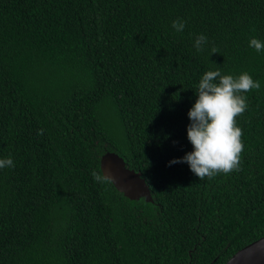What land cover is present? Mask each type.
<instances>
[{
	"label": "trees",
	"instance_id": "1",
	"mask_svg": "<svg viewBox=\"0 0 264 264\" xmlns=\"http://www.w3.org/2000/svg\"><path fill=\"white\" fill-rule=\"evenodd\" d=\"M252 38L264 42V0H0V159L15 164L0 169V264H224L264 236ZM217 68L261 87L236 118L240 170L200 181L169 162L193 150L188 112ZM106 151L152 201L94 181Z\"/></svg>",
	"mask_w": 264,
	"mask_h": 264
},
{
	"label": "clouds",
	"instance_id": "2",
	"mask_svg": "<svg viewBox=\"0 0 264 264\" xmlns=\"http://www.w3.org/2000/svg\"><path fill=\"white\" fill-rule=\"evenodd\" d=\"M185 26L186 22L180 18L172 22V28L178 33L183 32ZM208 43V38L200 34L193 46L197 52H201ZM249 47L259 53L264 51V42L252 38ZM211 51L213 54L218 53L215 47ZM260 87L259 81L247 72L235 77L222 74L219 68L205 72L196 91L198 98L188 112L191 122L187 127V138L193 150L169 163H187L200 181L239 171L244 144L243 131L237 126L236 118L243 115L249 106L244 93L259 90ZM43 131L41 129L38 134L43 135ZM14 167L10 156L0 159V169ZM91 176L100 184L110 182L109 176L95 170Z\"/></svg>",
	"mask_w": 264,
	"mask_h": 264
},
{
	"label": "water",
	"instance_id": "3",
	"mask_svg": "<svg viewBox=\"0 0 264 264\" xmlns=\"http://www.w3.org/2000/svg\"><path fill=\"white\" fill-rule=\"evenodd\" d=\"M102 175L110 177L117 191L130 200L152 201L150 190L140 173L126 166L114 151H106L99 161ZM224 264H264V236L236 251Z\"/></svg>",
	"mask_w": 264,
	"mask_h": 264
}]
</instances>
